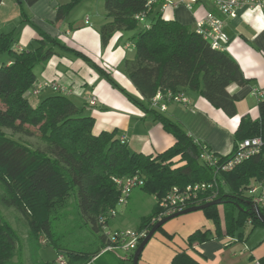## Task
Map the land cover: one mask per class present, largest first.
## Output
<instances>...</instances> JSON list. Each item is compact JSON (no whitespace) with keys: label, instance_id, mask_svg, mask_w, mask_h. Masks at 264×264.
<instances>
[{"label":"trees","instance_id":"obj_1","mask_svg":"<svg viewBox=\"0 0 264 264\" xmlns=\"http://www.w3.org/2000/svg\"><path fill=\"white\" fill-rule=\"evenodd\" d=\"M24 1L33 5L39 0ZM81 1L71 0L60 5L56 20L65 19ZM104 4L111 20L100 28L103 47L117 32L136 31L133 36L136 53L124 61V68L142 98L127 92L86 55L67 48L58 38L45 32L29 49L17 47L20 34L16 30L0 33V53L12 58L11 64L0 66V96L6 103V108L0 109V204L15 208L24 216L34 258L38 257L43 236L55 246L58 256L64 257L65 264H102L98 257L101 250L75 251L57 245L52 223L66 214L71 196L76 195L85 222L100 235L104 245L108 244L104 226L111 218L110 212L117 209L120 197L113 178L137 172L145 179L141 189L157 199L153 211L140 219L137 228L148 234L159 221L152 223L161 212L160 200L171 189L214 179L213 169L200 160L203 144L195 140L181 122L153 107L152 99L158 92L164 95L171 92L175 96L185 90H194L214 107L234 117L238 97L231 94L228 87L249 83L239 63L227 50L213 48L195 30L164 18L161 4L151 9L148 0H104ZM141 13H146L145 23L137 18ZM59 48L95 66L114 88L160 121L176 138V143L155 157L146 155L131 150L117 137L116 130L95 134L94 117L85 114L84 107L66 94L46 96L33 105L29 97L37 85L35 67L47 63ZM259 111L257 119L242 117L235 132L233 152L239 142L255 136L263 140L261 152L234 169L221 172L217 177L218 194L213 199L221 203L203 210L213 220L217 235L222 229L220 205L227 235L241 239L249 219L254 225H264L257 212L258 206L248 196L249 189L264 180V100L259 102ZM29 127L38 128L43 146L32 147L4 131L9 129L12 134L31 135ZM233 152L219 156L220 160H228ZM211 237L209 230H197L188 237V243L205 242ZM21 247L17 229L0 209V264H24L21 259L14 261ZM135 251L128 258L131 262ZM57 257L51 262L36 261L35 264H58ZM261 262L264 264V258ZM172 264L201 263L182 252L175 256Z\"/></svg>","mask_w":264,"mask_h":264},{"label":"crops","instance_id":"obj_2","mask_svg":"<svg viewBox=\"0 0 264 264\" xmlns=\"http://www.w3.org/2000/svg\"><path fill=\"white\" fill-rule=\"evenodd\" d=\"M69 1L71 0H39L33 5L26 4L25 9L22 8L25 5L24 0L22 2L0 0V33L13 29L18 32L20 27L17 47L28 49L41 38V33L45 32L58 38L67 48L86 55L127 92L142 98L124 68V61L133 58L136 53L133 39L136 31L117 32L108 45L103 47L100 28L111 20L106 15L105 4L98 8L96 5L101 4L100 0H82L78 4L79 8L76 7L78 10H73L65 19L57 21L58 7ZM3 7L12 9V20L9 18L10 15L3 17L1 14ZM208 12L219 14L211 2L204 0L197 3L194 10L181 5L165 8L162 14L166 19L176 20L195 30L196 21ZM222 18L225 31L230 38L226 50L239 63L245 77L249 79V83L244 86L232 84L228 87V91L238 97L237 115L228 116L194 90L183 92L189 99L187 105L172 101L167 104L166 110L159 112L181 122L195 140L218 156H227L234 150L235 132L242 117L250 116L257 119L260 116V100L256 91L264 90V11L244 6L239 8L235 17ZM1 57L0 66L12 63V58L8 54ZM35 75L37 84L56 82L69 88L70 93L67 96L78 106L84 107L85 114L94 117L95 134L116 130L117 137L124 140L131 150L154 157L176 143V138L167 132L151 113L137 106L124 93L114 88L95 66L70 51L59 48L57 54L47 63L35 67ZM43 93L44 97L56 94L51 88H46L41 94ZM92 94L97 97L94 106L88 103ZM255 185L264 189V180L256 182ZM132 198L131 194L126 205L132 203L137 206L140 202L139 197ZM155 200L157 203L156 197ZM219 211L222 217L219 235L216 234L213 220L208 218L203 210L183 214L167 221L144 248L139 264H172L175 256L182 252H187L201 264H251L255 260L261 262L264 258V225H254L249 219L246 222L245 235L238 239L226 234L222 205L219 206ZM111 219L120 224L112 228V231L134 230L139 226L137 223V227L132 229L127 224L124 225L125 219L119 213L111 217L108 224ZM197 230H209L212 237L205 242L189 245L188 237ZM41 238L38 256L43 247L51 245L48 239L43 243L44 237ZM104 246L102 240L95 251L102 250ZM56 252L53 260L58 256L57 249ZM130 255V252L116 250L100 252L98 257L102 264H128Z\"/></svg>","mask_w":264,"mask_h":264},{"label":"built area","instance_id":"obj_3","mask_svg":"<svg viewBox=\"0 0 264 264\" xmlns=\"http://www.w3.org/2000/svg\"><path fill=\"white\" fill-rule=\"evenodd\" d=\"M204 0H148V8L151 9L155 4H161V10L168 7L185 6L189 10H194L197 3H201ZM211 2L218 10L219 14L215 12H208L205 16L196 21L195 31L200 34L205 40H207L211 46L215 49L226 50L230 38L225 31V24L222 16L235 17L239 8L248 6L250 8H259L264 11V0H207ZM137 18L145 23L146 13L137 15ZM148 27V25H146ZM46 88H51L56 93L69 94V88L60 85L56 82H46L37 84L32 91V95H40ZM256 95L259 100H264V90H257ZM170 101L180 102L187 105L189 99L183 94L172 95L168 92L167 95L158 92L152 99V106L160 111H164L167 108V104ZM88 103L90 105H96L97 97L92 94ZM263 146V140L261 137L255 136L244 139L239 142L233 155L226 161H221L219 156L203 145L202 152L200 154V160L205 165L211 167L214 172V179L211 182H197L189 184L183 188L174 187L171 189L159 202L161 212L159 217L154 219L152 223L161 220L163 217L180 212L186 208L199 205L202 202L212 201L218 194V181L217 177L223 171H230L236 166L242 164L244 161L250 159L254 155L261 152ZM117 187L120 190V197L118 205H126L132 192L136 188L144 186V176L137 172L133 175L118 176L113 178ZM248 196L253 203L258 206L264 212V189L258 185H254L248 191ZM117 209H113L110 212L111 217L117 215ZM105 233L108 234L109 243L104 246L101 253L114 252L116 250H123L125 252H134L140 242L141 238H144L146 231L138 230H110L108 231V224L104 226ZM58 264H65L63 256L57 257ZM251 264H262L259 260L253 261Z\"/></svg>","mask_w":264,"mask_h":264},{"label":"rangeland","instance_id":"obj_4","mask_svg":"<svg viewBox=\"0 0 264 264\" xmlns=\"http://www.w3.org/2000/svg\"><path fill=\"white\" fill-rule=\"evenodd\" d=\"M100 3H101L100 5L98 4L96 5L98 8H100L104 4V0H100ZM24 4L25 5H23L22 8L26 9L25 7L26 3ZM76 7L79 8L78 5ZM76 7H74L71 10V12L73 10H78L76 9ZM11 10L12 9L9 10V8L3 7L1 9V14H3L4 18L10 15L9 18L11 17L12 20L13 11ZM18 29L19 30L17 31L20 34L19 31L21 30V28L19 27ZM3 55H5V53H0V63L2 61L1 56ZM44 95H45L44 93L40 95H33V96L30 95L29 98L33 105H37L39 101L44 97ZM5 108H6L5 99L3 98V96H0V109H5ZM29 128L32 132L31 135L12 134V131L9 129H4V131L8 135H12L15 139H18L32 147L43 146V142L40 139V132L38 128L35 127H29ZM132 195L133 198L136 196L139 197V201H140L139 204L137 206L133 205L132 203H130L129 206L119 204L117 205V212L119 213L120 216H122L123 219H125L124 225L127 224L132 229H134L137 227L138 225L137 223H139L143 215H146L153 211L154 206L156 204V200L153 195L147 194L141 188H136L132 192ZM69 202L70 205L66 209L67 211L66 214L63 217H60V219H56L52 223L55 232L56 244L61 247L75 251L94 252L97 249L98 245L100 244L101 241L100 235L95 233L91 229V226L85 222V219L81 215L78 205V199L76 195L71 196ZM0 209L2 210V213L4 214L6 219L10 221V223L17 229L20 235L21 245H22L20 251L21 253L20 255L14 258V261H18L19 259H21L24 264H35L36 261L51 262L54 256L57 254L55 246L49 245L48 247H43L41 249L40 256L35 257L36 258L35 259L30 251V246L28 241V228L26 226L24 216L15 208L3 207L0 204ZM117 225L120 224H118L116 220L111 219V221L108 224V231H110L112 228L114 229ZM125 230H130V229H125ZM43 240H44L43 243L47 242L46 238H43ZM120 252H122V250H120ZM128 264H131V261Z\"/></svg>","mask_w":264,"mask_h":264},{"label":"water","instance_id":"obj_5","mask_svg":"<svg viewBox=\"0 0 264 264\" xmlns=\"http://www.w3.org/2000/svg\"><path fill=\"white\" fill-rule=\"evenodd\" d=\"M20 2H22L23 0H19ZM221 200H213L210 201L206 204H200V205H196V206H192L189 208H186L180 212L174 213L172 215H169L161 220H159L154 226L153 228L149 231V233L145 236V238L143 239V241L139 244L138 248L136 249L135 253H134V257H133V262L132 264H139V259L140 256L144 250V248L146 247V245L148 244V242L151 240V238L154 236V234L159 230L160 227H162L167 221L178 217L180 215L183 214H187L190 212H194V211H198V210H204L207 207L214 205V204H220ZM257 212L260 216V219L262 220V222L264 223V213H261L260 209H257Z\"/></svg>","mask_w":264,"mask_h":264},{"label":"bare ground","instance_id":"obj_6","mask_svg":"<svg viewBox=\"0 0 264 264\" xmlns=\"http://www.w3.org/2000/svg\"><path fill=\"white\" fill-rule=\"evenodd\" d=\"M167 217V216H166Z\"/></svg>","mask_w":264,"mask_h":264}]
</instances>
